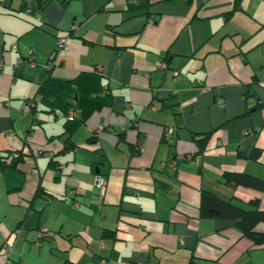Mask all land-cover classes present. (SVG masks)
<instances>
[{
  "label": "crops",
  "instance_id": "crops-1",
  "mask_svg": "<svg viewBox=\"0 0 264 264\" xmlns=\"http://www.w3.org/2000/svg\"><path fill=\"white\" fill-rule=\"evenodd\" d=\"M78 1L0 0V153L23 152L0 171V264H264V244L200 214L207 193L264 209V189L223 181L264 180V0ZM93 66L102 91L78 94L110 103L70 98L76 119L94 108L77 127L30 99Z\"/></svg>",
  "mask_w": 264,
  "mask_h": 264
},
{
  "label": "trees",
  "instance_id": "trees-1",
  "mask_svg": "<svg viewBox=\"0 0 264 264\" xmlns=\"http://www.w3.org/2000/svg\"><path fill=\"white\" fill-rule=\"evenodd\" d=\"M68 31L70 32L71 28ZM54 53H55V47L52 55H54ZM51 56L49 57V60L51 59ZM92 68L93 69H91L90 72L80 73L78 76H76L71 80H61L58 78L47 77L38 86L36 94L32 96L30 99L31 100L38 99L37 101L39 102L42 100L51 105L54 106L56 105L61 107L63 112L67 114V124L73 125V128L77 127L80 123L83 122V119L90 114L92 109L110 103V98H111L110 94L109 95L104 94L103 96H91L90 95L91 90L82 91L80 92V95L78 94L79 81L84 78H88L92 80L94 79L100 91H102L101 90L102 86L100 85L99 82L101 73L96 69L95 66H93ZM72 97H76V100L78 104H80V106L82 102L85 100L88 101L98 100V102L94 105V108L91 107L89 110L83 109L82 118L76 119L74 116L72 119H69L68 118L69 109H70L69 100ZM69 125H67V127ZM205 137H207V135H205ZM68 141L70 140L68 139ZM67 146H72V144L68 142ZM259 153L260 150L255 149L252 151L251 156L253 158H257ZM22 159H23V152L21 150L0 153V171L3 169H16L18 164L22 161ZM223 181L224 183L231 186L241 185L245 187H252L257 190L264 189V180L255 178L249 174L242 172H233V171L226 172L223 175ZM207 195H209L208 200L203 199L201 203L202 204L200 207L201 216H205V217L215 216L221 219L231 221L232 225H234L243 235L248 236L255 243L264 244V231H258V229H256V226L258 224L264 223V209H260L258 207L257 199L251 200L250 203L252 205L251 208H244L230 201L222 200L212 193L209 194L207 193ZM7 264H10V262Z\"/></svg>",
  "mask_w": 264,
  "mask_h": 264
},
{
  "label": "built area",
  "instance_id": "built-area-1",
  "mask_svg": "<svg viewBox=\"0 0 264 264\" xmlns=\"http://www.w3.org/2000/svg\"><path fill=\"white\" fill-rule=\"evenodd\" d=\"M37 19H38V17H37ZM70 28H71V31L68 34L58 37V39L56 41V45H55V53H54V55L51 56V59L49 60V63L48 64L51 65L52 62H53L52 60H53L54 56H56L57 53L65 50L67 48V40H68V38L70 36V33L75 34V32H76V26L75 25H72ZM11 47L12 48H15L14 45H11ZM27 60H28V62L32 66L35 65V54L30 51L27 54ZM158 67H165V64L159 63L158 64ZM96 69L98 71H100L101 70V67L98 66ZM37 100L38 99H35L32 102H36ZM217 102H218V104H221L222 103V100L219 99ZM32 106H33V103H31V102L25 103L24 106H23V109H24V111H29ZM73 117H74V112L71 110V111H69L68 118L69 119H72ZM172 133H173L172 128L166 129L164 131V133H163V138L164 139L169 138L172 135ZM174 164H175V160L171 162V165H174ZM95 185L98 187L99 192H100V195H103L104 194V191H105V188H106V179H105V177L102 176V175H98L96 177V179H95ZM7 263H8V260H6L2 264H7Z\"/></svg>",
  "mask_w": 264,
  "mask_h": 264
},
{
  "label": "rangeland",
  "instance_id": "rangeland-1",
  "mask_svg": "<svg viewBox=\"0 0 264 264\" xmlns=\"http://www.w3.org/2000/svg\"><path fill=\"white\" fill-rule=\"evenodd\" d=\"M78 2H79L78 0H72V4H73V5L78 4ZM36 15H39V16H40L39 13H38V14H35V18H36ZM65 34H66V33H65ZM65 34H64V35H65ZM61 36H63V35H61Z\"/></svg>",
  "mask_w": 264,
  "mask_h": 264
}]
</instances>
